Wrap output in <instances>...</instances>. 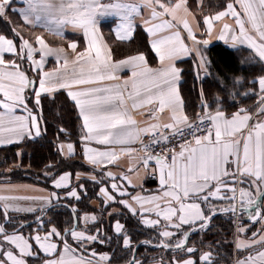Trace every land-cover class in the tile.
<instances>
[{"label": "snow or ice", "instance_id": "1", "mask_svg": "<svg viewBox=\"0 0 264 264\" xmlns=\"http://www.w3.org/2000/svg\"><path fill=\"white\" fill-rule=\"evenodd\" d=\"M105 17L147 47L114 56ZM0 21V264H264V0H0ZM61 97L75 119L18 182Z\"/></svg>", "mask_w": 264, "mask_h": 264}, {"label": "trees", "instance_id": "2", "mask_svg": "<svg viewBox=\"0 0 264 264\" xmlns=\"http://www.w3.org/2000/svg\"><path fill=\"white\" fill-rule=\"evenodd\" d=\"M0 27H3V21H0ZM224 49L223 47H215L212 48L209 52V56L211 58L221 59V65L225 68H227V64L224 63L223 59L221 58V54L223 53ZM219 71V69H217ZM64 97H61L60 102H58L55 106H48L45 109V114L47 116L48 124H49V139L48 141H43L41 144H29L26 145L24 148L25 157L24 162L25 164H31L32 169L31 173L24 174L23 172L16 177L18 182L23 183H33L32 173H39L41 171V164L45 157H48L52 153L55 152V146H54V136L52 133L55 130V127L57 123L60 121L61 118L67 123L68 126H71L73 120L75 119L74 115L72 114L70 109H65L64 106ZM70 103V102H69ZM13 151H16V149H12ZM11 153L5 152L3 149H0V160H3L5 157L9 156ZM0 170H3L2 167H0ZM37 186L45 187L43 183L36 182ZM64 217H61L63 219ZM218 223V221H217ZM225 223L224 221L219 222ZM226 228L229 231H232L231 227L228 226L223 227ZM229 228V229H228ZM146 235H141L139 239L143 240L146 239ZM152 254V253H151Z\"/></svg>", "mask_w": 264, "mask_h": 264}, {"label": "crops", "instance_id": "3", "mask_svg": "<svg viewBox=\"0 0 264 264\" xmlns=\"http://www.w3.org/2000/svg\"><path fill=\"white\" fill-rule=\"evenodd\" d=\"M214 2H216V0H206V3H214ZM15 19H18V18H15ZM116 22H117L116 17H105L101 22V31L103 33V37H104L106 43L113 49L114 56L123 57L124 55H127V54H133L137 48H141V47L146 48L147 47L145 44V35L146 34L143 33V31L140 28H137L136 33L133 36V41H135L134 43L132 41H119L114 35V26H115ZM65 35H66V39H68V40H72L74 38V35L70 30L68 32H66ZM147 55H148V59H149L150 64H152L153 54L151 52H148ZM153 66H154V64H153ZM183 67H185L187 69L188 65H183ZM186 79L188 81V84L186 86V91L189 89L191 90L190 97L193 101H195L196 92H195V88L193 86V80H192L191 76L186 77ZM0 149H2V148H0ZM146 186L150 187V188L155 187V185L152 181H148ZM36 187H42V186L36 185ZM216 230L211 235H209V237H208L209 240L223 239V238L219 237L221 235H217L218 232ZM223 240L226 241L225 238ZM152 255H157V253L152 254ZM225 264H226V262H225Z\"/></svg>", "mask_w": 264, "mask_h": 264}, {"label": "rangeland", "instance_id": "4", "mask_svg": "<svg viewBox=\"0 0 264 264\" xmlns=\"http://www.w3.org/2000/svg\"><path fill=\"white\" fill-rule=\"evenodd\" d=\"M221 221H224L225 223H220L219 224V222H221ZM228 220H227V218H222L221 220H219L218 221V223H217V225H218V227L216 228L217 230V232L219 233V235H221V236H219L220 238H225L226 239V241H224V248L222 249L223 250V252L224 253H228L229 251H230V249H229V247H228V243L232 240V238H233V236L231 235V231H229V230H227L226 228H223V227H227L228 226ZM229 227H230V225H229ZM152 254H156V253H152Z\"/></svg>", "mask_w": 264, "mask_h": 264}]
</instances>
